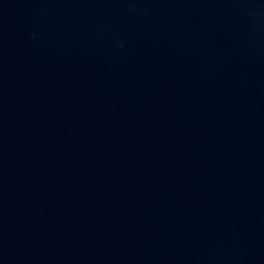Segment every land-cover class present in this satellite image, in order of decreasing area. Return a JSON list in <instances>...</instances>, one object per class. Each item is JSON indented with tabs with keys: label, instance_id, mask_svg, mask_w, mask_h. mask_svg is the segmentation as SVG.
<instances>
[{
	"label": "water",
	"instance_id": "95a60500",
	"mask_svg": "<svg viewBox=\"0 0 264 264\" xmlns=\"http://www.w3.org/2000/svg\"><path fill=\"white\" fill-rule=\"evenodd\" d=\"M0 264H264V0H0Z\"/></svg>",
	"mask_w": 264,
	"mask_h": 264
}]
</instances>
